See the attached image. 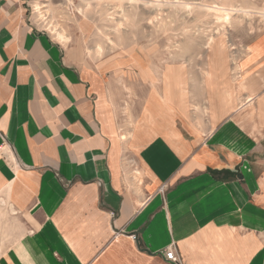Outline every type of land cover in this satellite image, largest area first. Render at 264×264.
<instances>
[{"label": "crops", "instance_id": "1", "mask_svg": "<svg viewBox=\"0 0 264 264\" xmlns=\"http://www.w3.org/2000/svg\"><path fill=\"white\" fill-rule=\"evenodd\" d=\"M30 4L0 0V190L31 228L0 264H264L263 74L223 90L209 131L181 88L125 117L115 65Z\"/></svg>", "mask_w": 264, "mask_h": 264}, {"label": "rangeland", "instance_id": "2", "mask_svg": "<svg viewBox=\"0 0 264 264\" xmlns=\"http://www.w3.org/2000/svg\"><path fill=\"white\" fill-rule=\"evenodd\" d=\"M42 11L45 16L33 11L40 31L80 44L88 62L115 65L116 101L125 117L148 89L181 88L191 119L209 131L210 105L222 110L223 90L264 76V0H47ZM79 21L89 25L84 32ZM30 231L0 190V257Z\"/></svg>", "mask_w": 264, "mask_h": 264}, {"label": "built area", "instance_id": "3", "mask_svg": "<svg viewBox=\"0 0 264 264\" xmlns=\"http://www.w3.org/2000/svg\"><path fill=\"white\" fill-rule=\"evenodd\" d=\"M28 2L32 3L30 7V11H36L34 3L39 2L40 4L42 3L43 5L41 6L42 8H45L47 0H27ZM165 257L167 260L172 261V262H177L178 258L176 256V253L173 248H168L167 251L165 252Z\"/></svg>", "mask_w": 264, "mask_h": 264}, {"label": "bare ground", "instance_id": "4", "mask_svg": "<svg viewBox=\"0 0 264 264\" xmlns=\"http://www.w3.org/2000/svg\"><path fill=\"white\" fill-rule=\"evenodd\" d=\"M35 6V9H36V12H38L39 13V16L40 15H43L42 14V11H41V7L39 6V4H37V2H36V5H34ZM213 8V7H212ZM223 11H225L226 9H224V8H221ZM221 10V11H222ZM245 13V12H244ZM222 14H224L223 12H222ZM226 14V13H225ZM44 16V15H43ZM226 16V15H225ZM48 22V21H47ZM226 22V21H225ZM227 23V22H226ZM230 24V23H229ZM54 32L57 34V37L59 38V39H63L64 37H66L62 32H60V31H58V29H55L54 30Z\"/></svg>", "mask_w": 264, "mask_h": 264}]
</instances>
